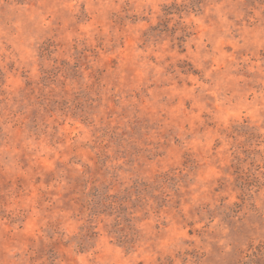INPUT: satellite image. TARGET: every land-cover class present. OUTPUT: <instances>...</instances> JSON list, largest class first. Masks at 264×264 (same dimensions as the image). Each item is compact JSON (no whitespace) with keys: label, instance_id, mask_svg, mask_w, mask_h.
Wrapping results in <instances>:
<instances>
[{"label":"rangeland","instance_id":"1","mask_svg":"<svg viewBox=\"0 0 264 264\" xmlns=\"http://www.w3.org/2000/svg\"><path fill=\"white\" fill-rule=\"evenodd\" d=\"M0 264H264V0H0Z\"/></svg>","mask_w":264,"mask_h":264}]
</instances>
